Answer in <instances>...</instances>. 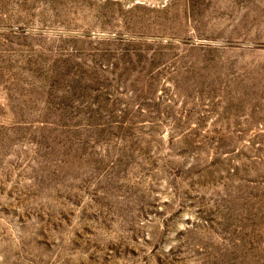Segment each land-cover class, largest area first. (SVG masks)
Returning <instances> with one entry per match:
<instances>
[{
  "label": "rangeland",
  "instance_id": "374dc122",
  "mask_svg": "<svg viewBox=\"0 0 264 264\" xmlns=\"http://www.w3.org/2000/svg\"><path fill=\"white\" fill-rule=\"evenodd\" d=\"M0 264H264V0H0Z\"/></svg>",
  "mask_w": 264,
  "mask_h": 264
}]
</instances>
